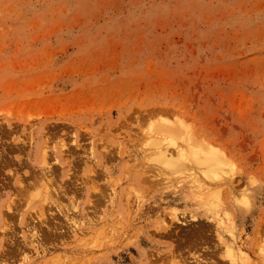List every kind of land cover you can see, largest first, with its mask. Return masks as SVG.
Returning a JSON list of instances; mask_svg holds the SVG:
<instances>
[{
	"label": "rangeland",
	"instance_id": "1",
	"mask_svg": "<svg viewBox=\"0 0 264 264\" xmlns=\"http://www.w3.org/2000/svg\"><path fill=\"white\" fill-rule=\"evenodd\" d=\"M0 264H264V0H0Z\"/></svg>",
	"mask_w": 264,
	"mask_h": 264
},
{
	"label": "bare ground",
	"instance_id": "2",
	"mask_svg": "<svg viewBox=\"0 0 264 264\" xmlns=\"http://www.w3.org/2000/svg\"><path fill=\"white\" fill-rule=\"evenodd\" d=\"M166 128V127H165ZM163 129V128H162ZM171 132L175 134V129H172ZM167 138V137H166ZM168 139V138H167ZM156 140V139H155ZM171 140V139H170ZM184 140V139H183ZM158 140H156L155 142L157 143H163V142H157ZM154 142V143H155ZM150 143V142H149ZM168 143V142H167ZM164 144V143H163ZM166 145V144H165ZM160 147L161 145L159 144V147L161 148V151H159L158 153H155L157 154L155 156V159L161 163L164 167H175L177 166V162L180 163V161H186V159L188 161H193L194 163L198 164L197 167L200 165L201 167V170L203 171V174L208 177L209 179H218V177H223L222 176V171L224 170L222 168V166L224 165V162L222 161V159L219 157L218 154H216L215 152H208L206 151L205 149H202V148H199L198 150H195L190 148L187 150V151H183L179 154L181 155H174V153L168 149L167 147ZM147 146V145H146ZM168 146V145H166ZM192 146V144L190 145ZM176 156V157H175ZM187 158H186V157ZM177 158H180L179 161H175V159L177 160ZM189 158V159H188ZM181 162V163H182ZM187 162V161H186ZM191 163V162H190ZM193 164V163H192ZM198 167V168H200ZM48 171V170H47ZM214 190V189H213ZM220 201V200H219ZM4 217V216H3ZM44 222V221H43ZM4 226V225H3ZM98 233V232H97ZM101 233V232H100ZM38 233H33L31 236H30V243L36 241L34 239H38L39 236ZM97 240V239H96ZM34 248H36V246H34ZM37 249V248H36ZM233 253V252H232Z\"/></svg>",
	"mask_w": 264,
	"mask_h": 264
}]
</instances>
